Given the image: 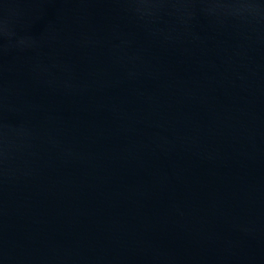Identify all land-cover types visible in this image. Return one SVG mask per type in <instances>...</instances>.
I'll return each mask as SVG.
<instances>
[{
    "label": "water",
    "instance_id": "water-1",
    "mask_svg": "<svg viewBox=\"0 0 264 264\" xmlns=\"http://www.w3.org/2000/svg\"><path fill=\"white\" fill-rule=\"evenodd\" d=\"M0 264H264V0H0Z\"/></svg>",
    "mask_w": 264,
    "mask_h": 264
}]
</instances>
